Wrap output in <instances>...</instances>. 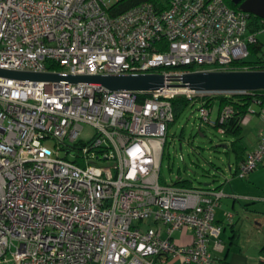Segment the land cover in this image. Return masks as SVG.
Returning a JSON list of instances; mask_svg holds the SVG:
<instances>
[{
    "label": "built area",
    "instance_id": "built-area-1",
    "mask_svg": "<svg viewBox=\"0 0 264 264\" xmlns=\"http://www.w3.org/2000/svg\"><path fill=\"white\" fill-rule=\"evenodd\" d=\"M114 2L0 0V69L167 79L161 90L134 92L0 77V264H222L210 241L222 231L215 208L223 193L162 184L161 163L172 101L213 94L175 86L182 68L264 65V21L248 33L250 15L224 0H170L162 12L142 3L113 17ZM200 103L202 122L224 135L233 108L212 119ZM253 106L264 107V93L252 96L248 115ZM262 164L264 131L234 176ZM184 229L192 242L178 245Z\"/></svg>",
    "mask_w": 264,
    "mask_h": 264
},
{
    "label": "rangeland",
    "instance_id": "rangeland-1",
    "mask_svg": "<svg viewBox=\"0 0 264 264\" xmlns=\"http://www.w3.org/2000/svg\"><path fill=\"white\" fill-rule=\"evenodd\" d=\"M200 95L197 94L193 103L169 126L160 171L162 184L171 185L178 178H181L188 179L192 188H202L206 184L211 187L221 181L225 183L224 187L228 186L227 190L230 191L231 188L229 193L231 197L221 199L219 206L215 208V214L253 215L250 212L253 210L264 214V199H260V201L255 199L264 197V166H260L243 179L231 176L229 173L228 176L220 175L214 181L213 175L217 173V169L214 168L228 170L232 158L226 156L222 152V147L219 146L224 137L215 128L202 122L199 112L202 101ZM207 95L206 97L209 99L225 94ZM217 106L214 103L211 107L212 119L217 116ZM253 110L256 112L263 111L264 107L260 109L253 106ZM249 117L258 119L262 115L254 113L249 114ZM255 124L245 125L244 123L245 135L253 133ZM91 133V130L85 127L82 137L87 138ZM232 195L239 198L235 201ZM147 224L155 226L151 222Z\"/></svg>",
    "mask_w": 264,
    "mask_h": 264
},
{
    "label": "water",
    "instance_id": "water-1",
    "mask_svg": "<svg viewBox=\"0 0 264 264\" xmlns=\"http://www.w3.org/2000/svg\"><path fill=\"white\" fill-rule=\"evenodd\" d=\"M239 11L264 21V0H230ZM0 77L30 82L87 84L110 91L153 92L167 82L163 74L69 75L66 73L19 72L0 69ZM177 85L197 93L241 94L264 91V71H194L183 74Z\"/></svg>",
    "mask_w": 264,
    "mask_h": 264
},
{
    "label": "crops",
    "instance_id": "crops-1",
    "mask_svg": "<svg viewBox=\"0 0 264 264\" xmlns=\"http://www.w3.org/2000/svg\"><path fill=\"white\" fill-rule=\"evenodd\" d=\"M259 38L264 42L263 35ZM214 103L218 105L217 102ZM218 111L219 107L217 106V113ZM257 114H261L262 117L254 119L249 117L248 114H245L241 119V143L245 148V153L238 163L235 162V154L230 147L233 138L226 134H220L224 138L219 146L222 147V152L225 153L226 156L232 158V163L229 165L228 170H219V168L215 167L214 169H217V173L213 175L214 181H216L220 175L228 176L230 173L231 176H234L238 165L257 147L259 134L264 131V112L261 113L258 111ZM244 123L245 125L256 123L253 128V133L245 135L243 130ZM261 166H264V164ZM224 185L225 183L220 181L212 185L213 187L211 186V188L220 190L223 192V197L229 198L231 197L229 195L231 188L229 191L227 190L228 186L224 187ZM205 186H208V184ZM232 196L235 201L239 198L238 196ZM255 199L260 201V199H264V197ZM250 212H252L253 215H234L229 213L231 215L230 218H227L228 214H215V222L222 226V231L218 237H211L210 248L214 257L222 264H264V256L259 254V249L264 244V214L256 210ZM174 239L178 245H189L192 242V231L184 229L181 232H177L174 235ZM166 264H181V262L179 259H168Z\"/></svg>",
    "mask_w": 264,
    "mask_h": 264
},
{
    "label": "trees",
    "instance_id": "trees-1",
    "mask_svg": "<svg viewBox=\"0 0 264 264\" xmlns=\"http://www.w3.org/2000/svg\"><path fill=\"white\" fill-rule=\"evenodd\" d=\"M229 7L234 10H239L238 6H235L230 0H224ZM142 3H149L152 4L153 7L157 12L164 11L169 3L170 0H117L116 2L112 3L109 7L108 11L109 14L113 17L118 16L120 14L125 13L127 10L136 7ZM263 27V21L260 18H257L253 15L249 16L248 20V33H255L261 30ZM261 45H255L250 48V51L253 56H257L258 53L261 52ZM49 70L54 71L58 70L61 71L62 69L57 65H50ZM198 69H207L205 66L196 67V66H186L182 68V70L187 72H194ZM228 70L231 71H239V70H262L264 71V65L259 60L254 58L248 59L242 62H233L229 67ZM169 69H156L157 72L167 71ZM264 93V91H256L253 92V95L250 93L248 94H232V95H217L213 98L204 97L202 101H205L206 107H212L214 102L218 103L219 110L223 107L229 105L234 110V115L228 120V122L223 126L225 130V134L231 138L233 141L230 144L232 152L235 154V162L238 163L244 156L245 148L241 143V127L240 122L243 115L247 114V108L251 104L252 96ZM193 103V100H188L184 97H176L172 101L173 110L175 120L185 112V110ZM173 185L181 188H190V181L183 180L178 178ZM259 254L264 256V244L259 249Z\"/></svg>",
    "mask_w": 264,
    "mask_h": 264
}]
</instances>
